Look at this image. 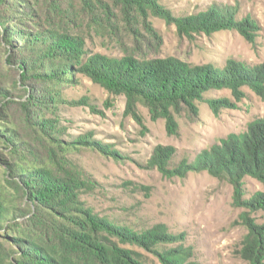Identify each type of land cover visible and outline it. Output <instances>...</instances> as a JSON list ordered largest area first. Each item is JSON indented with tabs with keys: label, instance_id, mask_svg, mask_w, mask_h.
Instances as JSON below:
<instances>
[{
	"label": "trees",
	"instance_id": "1",
	"mask_svg": "<svg viewBox=\"0 0 264 264\" xmlns=\"http://www.w3.org/2000/svg\"><path fill=\"white\" fill-rule=\"evenodd\" d=\"M151 17L187 36L237 31L254 42L258 30L255 20H239L230 10L175 17L158 0H0V264H147L137 249L161 264H202L184 233L173 234L163 224L138 231L90 206L83 196L97 183L70 156L83 146L105 154L109 149L86 135L62 139L60 106L81 103L68 101L63 89L78 84L79 75L125 95L135 117L141 104L154 120L165 119L174 136L180 129L176 115L185 109L198 113V104L206 103L218 115L228 108L229 99L206 98L208 92L228 89L240 99L249 88L264 99V64L192 65L175 57L136 56L135 49L120 57L88 52L92 32L122 46L124 34L139 41L142 28L157 36ZM175 153L174 147L158 146L150 168L170 180L206 171L232 183L235 206L248 210L241 215L248 233L240 255L249 264H264V224L250 217L264 211V193L243 198L246 177L264 184V119L192 163L172 166Z\"/></svg>",
	"mask_w": 264,
	"mask_h": 264
},
{
	"label": "rangeland",
	"instance_id": "2",
	"mask_svg": "<svg viewBox=\"0 0 264 264\" xmlns=\"http://www.w3.org/2000/svg\"><path fill=\"white\" fill-rule=\"evenodd\" d=\"M158 1L175 17L211 8L230 10L239 20L250 17L258 26L255 41L249 42L237 31L181 35L175 24L151 17L157 36L142 28L139 41L124 34L122 46L112 37L92 32L86 36L88 52L120 57L135 49L136 56L175 57L192 65L223 67L229 60L251 66L264 64V0ZM78 79V84L63 89L68 101L81 103L60 106L62 139L71 142L90 136L110 152L105 154L100 148L83 146L71 154L73 162L97 183L96 189L83 199L102 216L135 230L163 224L173 234L184 233L186 245L194 248V259L202 264H249L240 255L248 233L241 215L248 210L235 206L234 185L206 171L190 172L184 179H166L157 168H150L149 161L162 145L176 150L172 166L182 161L194 162L203 151L221 144L230 135L247 132L251 122L264 119V99L249 88L243 89L240 99L228 89L208 92L206 98L229 99L228 108L218 115L206 103L198 104V113L185 109L176 115L180 129L174 136L169 134L166 120H154L143 105H138L135 117L128 111L125 95L111 94L84 75ZM111 151L121 157H115ZM243 191V198L249 199L264 193V184L246 177ZM250 217L264 224V211L250 213ZM137 251L147 264H161L154 255Z\"/></svg>",
	"mask_w": 264,
	"mask_h": 264
}]
</instances>
